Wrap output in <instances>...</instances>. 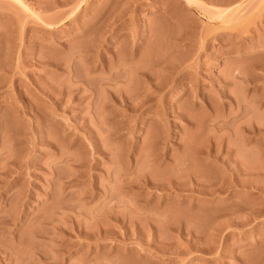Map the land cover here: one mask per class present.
<instances>
[{
  "label": "rangeland",
  "instance_id": "1",
  "mask_svg": "<svg viewBox=\"0 0 264 264\" xmlns=\"http://www.w3.org/2000/svg\"><path fill=\"white\" fill-rule=\"evenodd\" d=\"M0 264H264V0H0Z\"/></svg>",
  "mask_w": 264,
  "mask_h": 264
},
{
  "label": "bare ground",
  "instance_id": "2",
  "mask_svg": "<svg viewBox=\"0 0 264 264\" xmlns=\"http://www.w3.org/2000/svg\"><path fill=\"white\" fill-rule=\"evenodd\" d=\"M213 184V183H212ZM209 190V189H208ZM209 192V191H208ZM211 192V191H210ZM206 193V192H205Z\"/></svg>",
  "mask_w": 264,
  "mask_h": 264
}]
</instances>
